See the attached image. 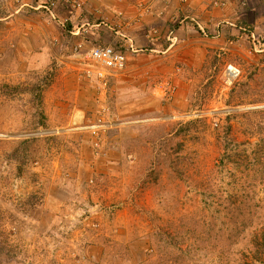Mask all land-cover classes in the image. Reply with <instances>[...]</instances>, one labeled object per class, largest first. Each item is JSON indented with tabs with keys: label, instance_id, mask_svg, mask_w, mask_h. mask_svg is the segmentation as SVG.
<instances>
[{
	"label": "rangeland",
	"instance_id": "rangeland-1",
	"mask_svg": "<svg viewBox=\"0 0 264 264\" xmlns=\"http://www.w3.org/2000/svg\"><path fill=\"white\" fill-rule=\"evenodd\" d=\"M51 1L0 0V264H264V18L100 77Z\"/></svg>",
	"mask_w": 264,
	"mask_h": 264
},
{
	"label": "crops",
	"instance_id": "crops-1",
	"mask_svg": "<svg viewBox=\"0 0 264 264\" xmlns=\"http://www.w3.org/2000/svg\"><path fill=\"white\" fill-rule=\"evenodd\" d=\"M60 4L64 12L59 16L84 18L82 26L92 34L90 44L121 42L129 49L133 46L134 53L149 50L154 64L167 53L180 51L179 47L203 52L196 41L205 39L199 38L204 27H218L220 38L227 31L223 24L228 18H251V22L264 18L256 12L264 7V0H70Z\"/></svg>",
	"mask_w": 264,
	"mask_h": 264
},
{
	"label": "built area",
	"instance_id": "built-area-1",
	"mask_svg": "<svg viewBox=\"0 0 264 264\" xmlns=\"http://www.w3.org/2000/svg\"><path fill=\"white\" fill-rule=\"evenodd\" d=\"M56 2L68 3L70 0H52L49 6H45V8L49 9V7L55 6ZM82 47L83 43H80L76 48L81 50ZM132 48L133 46H131ZM80 54L83 55L85 63L93 67L100 77H105V72L108 70L115 71L123 68L127 61L126 53L112 45L92 46L84 52L81 51ZM240 73V69L235 65H229L227 68L229 79L239 77Z\"/></svg>",
	"mask_w": 264,
	"mask_h": 264
}]
</instances>
